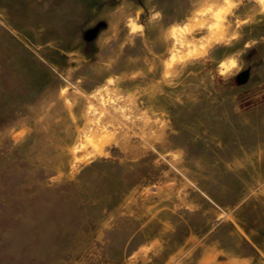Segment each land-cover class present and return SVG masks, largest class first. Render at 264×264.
Masks as SVG:
<instances>
[{"label": "rangeland", "instance_id": "obj_1", "mask_svg": "<svg viewBox=\"0 0 264 264\" xmlns=\"http://www.w3.org/2000/svg\"><path fill=\"white\" fill-rule=\"evenodd\" d=\"M262 194L264 0H0V264H264Z\"/></svg>", "mask_w": 264, "mask_h": 264}, {"label": "crops", "instance_id": "obj_2", "mask_svg": "<svg viewBox=\"0 0 264 264\" xmlns=\"http://www.w3.org/2000/svg\"><path fill=\"white\" fill-rule=\"evenodd\" d=\"M215 1H216V0H215ZM194 13H195V12H193V14H194ZM192 17H194V15H192ZM190 20H191V19L189 18V19H187L186 22H193V21H190ZM263 196H264V195L262 194V195H261V198H263ZM263 226H264V225L260 226V224H259V225H257V228H258V229H261V227L263 228Z\"/></svg>", "mask_w": 264, "mask_h": 264}, {"label": "bare ground", "instance_id": "obj_3", "mask_svg": "<svg viewBox=\"0 0 264 264\" xmlns=\"http://www.w3.org/2000/svg\"><path fill=\"white\" fill-rule=\"evenodd\" d=\"M110 118H112V117H110ZM110 118H109V119H110ZM104 120H106V119H104ZM109 121H110V120H109ZM101 122H102V120L100 121V123H101ZM106 122H107V121H106ZM110 122H111V121H110ZM110 122H108V123H110ZM93 123H94V122H93ZM111 123H112V122H111ZM109 125H110V124H109ZM113 125H114V124H113ZM95 126H96V125H95ZM105 126H106V125H105ZM105 126H104V127H105ZM112 127H113V126H112ZM101 128H102V126H101ZM98 129H99V127H98ZM98 129H97V130H98ZM105 129H106V128H105ZM105 129H104V130H105ZM93 130H94V129H93ZM99 130H100V129H99ZM102 130H103V128H102ZM108 130H109V129H108ZM87 131H88V129H87ZM93 132H94V131H93ZM99 132H100V131H99ZM88 133H89V131H88ZM85 134H86V132H85ZM91 135H92V134H91ZM92 136H93V135H92Z\"/></svg>", "mask_w": 264, "mask_h": 264}]
</instances>
